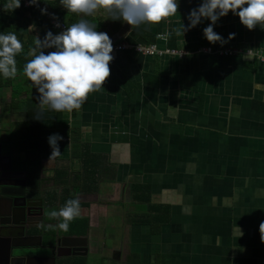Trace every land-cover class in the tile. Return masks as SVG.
I'll return each mask as SVG.
<instances>
[{
  "label": "crops",
  "instance_id": "0c3cea01",
  "mask_svg": "<svg viewBox=\"0 0 264 264\" xmlns=\"http://www.w3.org/2000/svg\"><path fill=\"white\" fill-rule=\"evenodd\" d=\"M40 3L66 26L81 18L60 0ZM201 3L179 0L173 16L139 26L103 7L84 17L112 42L154 44L158 51L112 53L109 77L80 109L41 112L37 104L40 119L28 121L29 100L39 102L40 94L24 65L38 54V39L62 31L44 13L0 0V23L23 42L16 75L0 77V142L27 161L28 179L79 198L80 215L68 228L85 240L88 261L262 264L264 28L248 29L230 10L214 27L227 43L205 38L207 18L183 35L181 25ZM55 133L63 136L61 153L50 160ZM139 188L166 218L151 219L164 222L141 221L153 211L139 201Z\"/></svg>",
  "mask_w": 264,
  "mask_h": 264
},
{
  "label": "clouds",
  "instance_id": "9594fccd",
  "mask_svg": "<svg viewBox=\"0 0 264 264\" xmlns=\"http://www.w3.org/2000/svg\"><path fill=\"white\" fill-rule=\"evenodd\" d=\"M71 12L81 14V18L67 26L62 32L54 34L48 31L45 37L36 41L39 48L24 65L23 71L37 88L40 111H68L80 109L90 92L103 87L110 75L109 63L113 59V42L107 32L97 30V26L85 19L100 8L113 14V19H122L131 25L159 23L173 16L179 7V0H60ZM30 4L39 5L40 0H29ZM21 0H15L18 8ZM13 9V10H14ZM238 15L248 29L258 24L264 28V0H202L189 15V24L181 25V31L196 27L202 19L211 21L204 28V36L211 43H227L214 31L216 22L229 11ZM46 12L47 9H41ZM235 33H230L232 39ZM43 49H55L45 52ZM23 50V42L15 32H0V75L14 77L17 73V55ZM36 52V49H33ZM36 118L40 119L39 116ZM59 133L49 136L52 147L50 160L61 151ZM81 202L78 197L70 198L50 215L62 217L59 227L67 229L69 222L80 215Z\"/></svg>",
  "mask_w": 264,
  "mask_h": 264
},
{
  "label": "flooded vegetation",
  "instance_id": "af4514ba",
  "mask_svg": "<svg viewBox=\"0 0 264 264\" xmlns=\"http://www.w3.org/2000/svg\"><path fill=\"white\" fill-rule=\"evenodd\" d=\"M14 150L0 142V264H88L83 237L73 233L72 225L60 228L63 218L50 215L67 202L66 196L46 190L47 184L38 177L28 179L27 161ZM22 226H26L24 234ZM45 245L52 246L45 258L20 259L15 255L17 247L38 253Z\"/></svg>",
  "mask_w": 264,
  "mask_h": 264
},
{
  "label": "built area",
  "instance_id": "2783aa9c",
  "mask_svg": "<svg viewBox=\"0 0 264 264\" xmlns=\"http://www.w3.org/2000/svg\"><path fill=\"white\" fill-rule=\"evenodd\" d=\"M21 3L24 7L26 8H30V9H34L37 11H41V9H47L45 8L41 3H39V5H33L29 3V0H21ZM46 15V17L48 18L49 22L57 29L63 31L67 26L64 22L58 20L49 9H47L46 12H42ZM132 47L131 45L127 44L124 41H115L113 42V52H117V51H121L124 50L126 48H130ZM132 48H134V50H136L139 53L145 54V55H153L154 53H156L158 50L156 48V45L154 44H148V45H135ZM202 51L206 52V53H210V52H214V50L210 47H203L201 48ZM166 52L168 53H178L179 56L183 55L182 51H176L174 49H167ZM215 53H218L219 55H223V54H235L238 53V51L234 50V49H219L216 50ZM261 263L264 264V258L261 260Z\"/></svg>",
  "mask_w": 264,
  "mask_h": 264
},
{
  "label": "trees",
  "instance_id": "16d2710c",
  "mask_svg": "<svg viewBox=\"0 0 264 264\" xmlns=\"http://www.w3.org/2000/svg\"><path fill=\"white\" fill-rule=\"evenodd\" d=\"M0 32H6V33L9 32L8 27H7V29H5V26H4L3 23H0ZM0 77H1V75H0ZM37 104H38V100L37 99L31 98L29 100L28 110H27V112H28V114H27V120L28 121H37L38 120V118H36L38 116V106H37ZM144 193H145V190L143 188H139L137 190V196L138 197L141 196L142 200H140L138 197L137 198L139 199V201L141 202V204H143L145 206L144 207L145 209L148 208L151 211H153V215L152 216L151 215H145V217L141 221L147 222L151 226H152V224H155V223H162V222H164V220L166 218L164 217L165 214L162 212V209L161 208L158 209V208H156L155 205H151L149 203V198L144 199V196H143ZM70 198H72V197H66L67 200L70 199ZM154 214H157V216H161V217H163L165 219H162L160 221H159V219H157V221L155 219L152 220L151 217H154L155 216ZM147 216H150V218L147 217ZM153 230H154V226H153Z\"/></svg>",
  "mask_w": 264,
  "mask_h": 264
},
{
  "label": "water",
  "instance_id": "95a60500",
  "mask_svg": "<svg viewBox=\"0 0 264 264\" xmlns=\"http://www.w3.org/2000/svg\"><path fill=\"white\" fill-rule=\"evenodd\" d=\"M0 229H1V225H0ZM2 230V229H1ZM0 230V232H1ZM26 230V226H22V233L24 234ZM64 238H67V239H70L72 238L73 236H70V235H65L63 236ZM0 238H1V233H0ZM16 251H15V255L16 257L20 258V259H24V258H27L29 256H33L32 258H45L46 257V254H47V251H49L50 249H52V246L51 245H45V246H41L39 247V252L36 253V252H28L25 250V248H21V247H17L15 248ZM11 254V253H10ZM9 254V255H10ZM33 254V255H31Z\"/></svg>",
  "mask_w": 264,
  "mask_h": 264
},
{
  "label": "rangeland",
  "instance_id": "374dc122",
  "mask_svg": "<svg viewBox=\"0 0 264 264\" xmlns=\"http://www.w3.org/2000/svg\"><path fill=\"white\" fill-rule=\"evenodd\" d=\"M88 264H100V263H99V261L98 262L97 261H91V257H90Z\"/></svg>",
  "mask_w": 264,
  "mask_h": 264
}]
</instances>
